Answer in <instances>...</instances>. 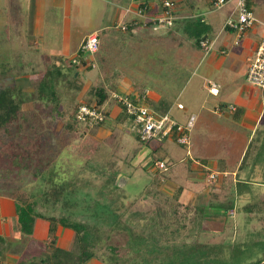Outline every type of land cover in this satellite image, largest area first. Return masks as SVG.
Masks as SVG:
<instances>
[{"label":"rangeland","instance_id":"obj_1","mask_svg":"<svg viewBox=\"0 0 264 264\" xmlns=\"http://www.w3.org/2000/svg\"><path fill=\"white\" fill-rule=\"evenodd\" d=\"M66 1L71 2L68 16L67 8L60 6L64 0H6L7 6L0 7V88L17 86L27 94H35L38 91L37 83L40 80V74L47 69L48 64L52 63V59L55 57V55H51L53 50L58 47L65 50L68 35L65 33L68 31L70 23L73 25L75 17L82 24L90 27L91 20L85 21L90 13V16L96 17L94 20L96 24L98 22L102 26L108 24V12L112 6L107 8V12L101 19L98 17V12H94V10L89 12L91 7H88L87 11L77 8V17L75 4L77 3L82 8L78 0ZM175 1L178 3V0ZM235 5V1H230L221 8L213 6L206 11L196 8L195 12H192L188 5L182 6L180 10L177 4L175 10L179 11L181 18L186 20L180 19L173 27L158 30L155 37H152L153 41H160L158 45L155 44L157 42L154 44L145 42L143 38L145 35L132 39L122 38L121 36L124 35L121 33L128 34V31H120L114 45L112 65L114 73L117 74V78L114 79L117 90L128 91L132 87H129L132 85L131 82L136 83V80L143 82L146 81L145 79L148 80L149 76L151 78L163 76L164 79L167 74L165 69L176 65L173 58L174 60L181 59L184 62L186 60L184 52L187 51L186 56L188 51L191 53V49L195 45L194 41L199 36L198 32H201L200 29L205 27L203 23L200 24V21L213 16L220 20V25H222L224 17L229 18L233 15L231 13H233ZM253 7L255 14L262 9L264 15V0H255ZM188 14H191L190 17L188 16L189 19H187ZM9 17H14L13 19L17 23L11 25ZM217 24L219 23L217 22ZM258 27L259 24H256L250 32L256 29L263 35L264 26L260 25V29ZM218 32L214 33L217 35ZM159 37L161 38L159 39ZM19 38H22L20 44ZM85 40L86 38L83 39V42ZM80 51L77 55L69 52L58 58L62 59V64L66 66L65 71L80 73V82L76 78L73 80L78 82L82 87L81 90L74 91L64 86L59 87L61 105L57 109H54L53 105L44 104L43 101L30 102L25 105L18 121L9 127L8 131H0V194L9 196L19 190H25L29 194L32 193L40 204L37 206L40 213L47 216H61L62 214L67 215L68 210H71L77 213L73 218L74 221L85 222L88 219L91 226L107 228L105 239L98 243L95 250L98 258L105 260H108L109 255L107 244L113 240L121 242V239L129 237H125L124 234L118 235L115 227H120L121 224L117 221L114 222L116 214L127 212L129 209V212L134 211V208L138 209L148 219L154 215H160V220L163 218L169 223L171 221H192L191 235H193L195 230L193 221L197 219L198 213H195L192 206L190 207L186 202L180 203L176 208V213L172 208L165 206L169 204L164 203V198L157 199V197L148 196V191L152 189L157 173L165 176L163 182L171 179V182L186 184V180L181 181L176 177L178 174L186 173L184 178L189 175L185 167L186 161L191 159V153H193L192 157L196 156L194 151L191 152V146L190 148L181 147L168 140L164 146L155 149L154 143L156 142L140 141L133 121L126 116L118 117L117 114L122 110L113 103H108L105 106V110L111 114V117L106 119L103 124L89 127L77 121L75 130L68 129L69 115L78 106L96 104L95 99L90 97L88 92L96 81L99 69L97 66L88 71L86 66L80 62V55H78L81 53ZM155 51L163 55L165 62L161 69L157 58H155L157 55ZM181 52H183L182 57L180 56ZM145 55H150L153 68H158L157 74H154V71L149 74V64L143 59ZM83 56L88 58L90 54ZM73 59H78L79 63L77 67L74 65L73 68H70V62ZM192 72L191 68L185 71L184 89L178 95L172 113L181 122H185L188 117H185L186 112L179 111L178 104H183L191 114V102L195 95L199 96L200 90L201 93L207 95V92L202 88L203 79L198 72L195 74ZM150 77L149 81L152 82ZM246 84L248 83L246 82ZM73 87L77 88V84H74ZM126 125L129 130L124 128ZM261 132L257 135L258 139H264V127ZM195 133L192 136V142L195 141ZM93 142L95 143L94 150L97 151L94 155L93 150L89 153L85 151V147L91 146ZM86 153L93 156L89 159L85 155ZM249 153H252V148H249ZM181 158L186 161L180 163ZM250 158L251 156L248 157L244 170L253 168V166L247 165L251 161ZM261 158V161H264V155H261ZM158 161H165L169 166L171 165V168L168 167V170H172L171 173L167 174L158 170L155 166ZM229 169L232 170L233 167ZM229 178L230 184L234 187L228 188L223 200L232 202L235 206L239 204V207H236L239 215H230L227 213V208L223 209L224 213H221V217L226 219L230 226H234V230L229 226V230L227 229L224 235L220 231L215 233V236L220 239H217L219 240L217 243L222 241L220 245H212L215 250L214 255L219 256L217 258L219 262H215L217 264H251L261 261L264 259V182H245L240 178L236 183L233 182L232 173ZM65 183L72 186V189L52 192L53 187H62ZM210 184L208 180V185ZM56 194L57 196H55ZM58 196L60 201H58ZM70 202L74 204L73 210L67 208ZM95 214L97 215L95 216ZM96 219L98 221L106 219L107 224H98ZM148 224L150 226L147 225V229H153L149 231L154 234L151 238L146 235V239L161 240L159 233L167 223L163 221L161 224L158 220V222H149ZM127 225L130 226L129 223ZM171 227L172 225H170ZM179 231L182 232L181 227ZM113 233L118 237H114ZM16 235L18 239L19 231ZM60 240L59 247L61 248L67 249L75 246L73 231L68 239ZM22 241L24 242L21 240L19 247L14 244L15 241L13 243L20 258L29 259L30 255H35L37 258L45 256L47 250L42 241L37 242L29 239L26 245H22ZM26 251L28 252L26 253Z\"/></svg>","mask_w":264,"mask_h":264},{"label":"crops","instance_id":"obj_2","mask_svg":"<svg viewBox=\"0 0 264 264\" xmlns=\"http://www.w3.org/2000/svg\"><path fill=\"white\" fill-rule=\"evenodd\" d=\"M213 2L214 0H191V9L195 6V9L202 8L206 11L208 8L213 7ZM6 3V0H0V7L5 8L7 6ZM70 3V1L66 0H64L63 4L60 3V6L62 5L67 8V16L70 13ZM78 3L82 8L79 7L77 3L75 4V14L77 17V8L87 11V8L91 7L89 12L90 10L98 12V17L101 19V17L104 16V13L107 12V8L112 6L108 12L109 22L107 25L103 26L100 22L96 24L94 21L96 20V17L93 15L90 16L89 13V16L85 19L87 22L91 20L89 22L91 23V26L89 27L84 23L83 25L81 21L75 17L73 25L70 23V27L67 33H65L66 35L68 34L65 50L60 47L53 50L51 55H55V57L62 56L69 52L77 55L81 50L83 39L87 38L90 34L99 33L110 28L120 29L122 25L127 24V22H129L134 16L137 17L135 15L137 12V4L135 3V0H78ZM155 3L156 0H151L149 3L150 7H154ZM254 3L255 0H250V7L255 13L253 7ZM193 11L195 12V10ZM255 15H257L256 17L259 21L258 29H260V25L264 26L263 10L260 9ZM13 18L14 17L8 18L11 25L17 23ZM143 18H141V21ZM227 19L228 17H224L222 25H220V20L213 16L207 19H202V22L207 28L205 33H207V37L212 43V48L209 51L203 50L201 47L194 45L191 49V53L188 51L187 56V51L184 52V57L186 58L184 62H182L181 59L174 60L173 58V62L174 64L176 63V65L165 69L167 74L164 76V79L163 76L159 78L153 76L151 78L148 75L152 82L149 81V77L148 80L145 79L146 81H138L140 84H145V89L143 88V91H141L142 87L137 88L139 84L137 80L136 83L131 82L132 85H129V87H132L131 89H128V91L121 89V92L128 94L129 96L132 95L137 100L139 99L140 102L144 103L152 110H155L157 106L162 107L163 110L168 108L167 113L172 118L181 122V120L172 114L176 99L181 93H178L174 87L180 82L186 81L185 71L189 68H191L193 74L198 72L203 79L202 88L207 92V95L201 93V90L199 96L195 95L191 102V114L183 104V110L178 108L179 111L187 113L185 117L191 115L196 116L195 128L191 134L192 140V136L196 132L195 141L191 142V152L194 151L196 156L192 157L193 153H191V159L188 158L189 160L187 161L186 159L184 160V158H181L180 163L186 161L185 167L187 168L189 175L184 178L186 173H177L178 176L176 177V179L181 181L183 179L186 180V184H177L171 182V179L165 181L161 190L162 193H157L156 197L157 199H159V197L164 198V203L169 204L165 206L172 208L175 211L180 203L185 202L190 207L192 206L191 208L194 209L195 213L197 212L198 215L201 209H203L204 212L208 214L209 219L202 222L201 224H203V226L201 227L198 226V220H194V227L195 230H210L213 238L206 236L200 240L209 241L211 242V245H220L222 241L217 243L220 239L215 236V233H219L220 231V233H223L222 235H224L230 226V223L221 217V213H224L223 209L227 208V213L230 215H239L238 211H236V207H239V204L235 206L234 203L223 200L228 188L234 187L230 184L231 181L229 177L231 176V173L234 179L233 182L236 183L239 182L240 178L245 182H264V161H261V155H264V139L257 138V135L262 133L261 129L264 127V92L257 87L246 84L249 61L255 57L256 50L261 44L264 34L261 35L256 29L250 32V29L239 39L236 32L225 28ZM216 21L219 24H217ZM137 24L135 26L136 28H134L135 30L131 33H123L125 39H132L145 35V37L143 36L145 42H152L153 44L157 42L155 43L157 45L160 43L158 40H152V37H155V34H157L158 31L155 32L149 28H143L144 26L139 23ZM206 28L203 29L205 30ZM215 31H219L217 35L214 33ZM212 35L215 37L213 38ZM160 38L161 37H159V39ZM21 40L22 38H19V44L21 43ZM36 44L38 46V43ZM155 53L157 54L155 58H157V62L160 65L159 68L161 69L165 62L163 55L156 51ZM182 53L183 52H181L180 55L181 57ZM143 59L149 64V74L151 71H154L153 73L157 74L156 71L158 68H153V62L150 59V55L143 56ZM167 61L168 59L166 62ZM211 83L218 86V94L210 93L209 90ZM183 89L184 87L181 91ZM146 93V100H142V98L140 99V96ZM166 103H168L169 107L166 106ZM232 107L235 108V110H232ZM121 112L122 111L117 114L118 117H120ZM124 128L128 129L127 125ZM168 140L175 142L173 138L166 139L163 142L154 141L156 142L154 143V145H156L155 149L164 146ZM249 148H252L251 154L249 153ZM249 156H251V161L247 163V165L253 166V168L250 170H244ZM215 158L218 159L216 160ZM230 167H233V169L230 170ZM171 171L172 170L170 169V173ZM210 172H216L220 175L219 183L214 186H211V184L208 185V174ZM224 174H227V176L225 177ZM179 186L184 188L177 202L174 201L175 204H173V201H171L170 198H173L174 195H176ZM15 221L16 209L14 198L5 194H0V236L6 238L10 243H14L15 241L14 244L18 247L20 241L24 239V242L22 241L21 243L22 245H26L25 240H27V237L24 236L23 239H21V236H19V240L17 239L18 236L16 234L18 226L17 221L16 223ZM191 223L192 221H171V223H169V225H172L171 228L178 229L179 227L180 229L181 227L182 230V232H179V234L176 235L175 239L171 238L172 243L174 242L177 245H181L182 243L192 245L196 242L197 237L191 235ZM164 226H166V224ZM35 228V232L28 239L37 242L42 241L43 245L48 244V223L37 220ZM233 228L234 226L232 227L231 225L230 229ZM71 233L72 231L70 229L60 226L57 231L59 238L58 245H61L60 239H68ZM166 240L167 239L164 241ZM16 250L14 248V250L7 253L6 259L0 261V264H18L22 258H20L18 251L16 252ZM107 262L105 259L94 258L87 264H111L109 261V255Z\"/></svg>","mask_w":264,"mask_h":264},{"label":"trees","instance_id":"obj_3","mask_svg":"<svg viewBox=\"0 0 264 264\" xmlns=\"http://www.w3.org/2000/svg\"><path fill=\"white\" fill-rule=\"evenodd\" d=\"M151 0H135L137 4V10H142L144 16H151V15H161L164 12V3L163 1L156 0L155 6L150 7L149 3ZM173 2V14L178 18L177 22L184 18H181V13L176 11L175 8L177 4L178 7L188 5L191 7V1L186 0H178V3L175 0H171ZM214 3V2H213ZM250 6V1H249ZM193 7V6H192ZM195 10V6L191 9L193 12ZM186 15V14H185ZM191 14L187 15V19H189ZM189 16V17H188ZM139 23L144 26L143 20L139 17H133L127 24V30L129 33L134 31L136 28V24ZM203 22L200 21V24ZM204 24V23H203ZM138 25V24H137ZM205 25V24H204ZM149 26V25H147ZM151 26V25H150ZM141 27V26H140ZM148 28V27H147ZM191 27H189L190 29ZM206 28V27H204ZM121 29V28H120ZM115 28L105 29L98 33L100 39V46L99 51L88 57L85 58L83 56L85 53L82 50L78 55H80V62L86 66V69L93 70L98 66L99 74L96 77V81L94 85L90 88L88 94L90 97L94 98L96 101L95 106L98 108H103L105 114V121L110 117V114L105 110V106L108 103H113L118 105L122 112L121 117L123 116L126 118H130L133 121L134 119L126 114L125 110L122 108L120 104L117 103L115 99L112 98L113 93H118L123 96H128L134 103H141L140 100L135 99L132 95L125 94L121 92V90H117V86L114 83V79L117 78V74L114 73L113 70V58H114V45L116 44L117 35L121 33L122 29L120 30ZM150 30H152L149 27ZM203 29V28H202ZM198 32L199 36L194 41V44L198 47H201V42L203 40H209L207 37V33L204 30ZM191 30V29H190ZM197 30V29H196ZM230 30V29H228ZM123 31V32H126ZM153 31V30H152ZM127 32V33H128ZM188 32V31H187ZM195 32V31H194ZM123 34V33H122ZM121 34V35H122ZM189 37L191 35V31ZM125 38L124 36H121ZM210 41V40H209ZM62 59L58 57H54L52 59V63L48 64L47 69L40 74V80L38 81V91L35 94H27L21 88L17 86H9V87H1L0 88V131L2 130H9L15 122L18 121L20 114L23 112L24 107L28 103H33L35 101L44 102V104L53 105L54 109H57L61 105V96L59 95V87L64 86L67 89H72L74 91H80L82 87L75 82L73 78L79 81L80 73L76 71H65V65L62 64ZM79 63L77 59V64ZM77 64L74 63V59L70 62V68L77 67ZM95 64V67L93 66ZM72 65V66H71ZM74 74L75 77H74ZM80 82V81H79ZM185 81L180 82L174 88L179 92L184 87ZM74 84H77V88L73 87ZM145 84H138L137 88H141V91L145 89ZM136 86V85H135ZM144 88V89H143ZM63 95V94H62ZM143 96V95H142ZM140 96V99L142 98ZM54 102V103H51ZM165 104V103H164ZM81 106V105H80ZM78 106L70 115V121L67 123L68 129H76L77 126V111L79 109ZM166 106L169 107L168 103ZM168 108L163 110L162 107L157 106L154 110L155 112L159 113L160 115L167 114ZM124 118V119H126ZM103 124V123H102ZM75 127V128H74ZM138 139H140L139 135L137 134ZM170 139V138H166ZM163 139L161 142H163ZM141 141V140H140ZM154 142L150 141L149 143ZM94 142L91 146H86L85 151L91 152L93 150V155L97 152L94 150ZM90 157L93 155H87ZM159 162V161H158ZM157 163V162H156ZM171 167V165L169 166ZM170 172V170L165 171L163 173ZM165 176H161L160 174H156L154 178L153 187L151 190L148 191V196L155 198L157 193H162L163 187V179ZM167 180V179H166ZM219 183V179L216 183L211 185H216ZM53 187V186H52ZM53 191H64L65 189H72V186L68 184H63L62 187H53ZM182 186L177 188V193L174 195L173 198H170L172 201L177 202L179 196L183 191ZM58 189V190H57ZM74 189V188H73ZM48 192L49 191H44ZM10 197L14 198L15 200V209H16V221L18 226V231L20 233L21 238L27 237L25 242H28V238L33 235L35 230V223L37 220L44 221L48 223V244L46 246V254L45 256H41L42 258H37L35 255H30L29 259H21L18 264H87L92 259L97 258L96 248L98 243L105 239L107 235V228H103L102 226L99 228L97 226H91L87 221H74L73 219L77 213H74L71 210H68V216L62 214L61 216L50 215L47 216L43 213H40L37 210V206L40 204L35 200L33 194H29L25 190H19L16 193L9 195ZM57 196V194L55 195ZM60 196V195H59ZM58 196V201H60V197ZM47 200V199H46ZM51 201V200H50ZM52 202V201H51ZM42 204V203H41ZM175 204V203H174ZM73 202H70L67 206L68 209L73 210ZM133 207V206H131ZM231 207V206H230ZM226 209V208H224ZM134 211L129 212H122L120 214H116V219L114 222H120V227H115L117 230L118 235L124 234L125 237L129 236L128 238H123L119 240H113L111 243L107 244L106 248L109 252V261L111 264H217L215 261H218V257L214 255V248L210 244L211 242L200 240L203 237H210L213 236L210 233V230H194L193 235L197 237L196 242L192 245H187L182 243L181 245H177L174 242L172 243L171 238H176V235L179 234V229L177 228H170V225L167 220H160L158 215L152 216L149 221L148 217L145 218L140 211L133 209ZM228 210V209H226ZM157 214V213H156ZM97 214H95L96 216ZM70 216H73L72 218ZM209 219L208 214L204 212L203 209L199 212V215L196 220H198V226H203L202 222H205ZM159 222L163 223L165 221L166 227L161 229L162 231L159 233L161 240H147L146 235L150 238L154 234L147 229V225L149 222ZM98 224L106 225L107 220H100L96 219ZM126 222V224H125ZM130 224L127 225V224ZM60 226L68 228L74 232L75 235V246L73 248H61L58 245V235L57 231ZM112 228V227H110ZM114 229V228H113ZM201 229V228H200ZM167 231V232H166ZM207 234V235H206ZM118 235L113 233V236L118 237ZM135 236L133 239L131 237ZM131 236V237H130ZM207 237V238H208ZM142 238V239H141ZM167 239L166 241H163ZM24 240V239H23ZM205 245H204V244ZM13 243H10L6 238L0 236V261L6 259L7 253L14 250ZM166 245V246H165ZM165 246L164 248H162ZM205 247V249H204ZM27 248V247H26ZM167 248V249H166ZM165 251V252H164ZM17 252V251H16ZM164 252L163 256L161 254ZM27 253V252H26ZM27 255V254H24ZM29 256V255H27ZM100 256V255H99ZM102 259V258H100ZM107 262V260H106ZM251 264H264V259L261 261L253 262Z\"/></svg>","mask_w":264,"mask_h":264},{"label":"built area","instance_id":"obj_4","mask_svg":"<svg viewBox=\"0 0 264 264\" xmlns=\"http://www.w3.org/2000/svg\"><path fill=\"white\" fill-rule=\"evenodd\" d=\"M235 1V9L226 23L225 28L237 33L238 38L242 37L248 30L252 29L259 23L254 11L249 6L250 0H214L213 6L221 8L228 2ZM164 12L161 15L144 16L142 10H137L135 15L143 18L144 27H150L153 31H158L162 28H171L177 22L178 18L173 14V2L171 0H163ZM149 25V26H147ZM151 25V26H150ZM123 31L127 30L126 25L120 27ZM100 39L98 33L90 34L83 42L81 50L91 55L99 51ZM201 48L209 51L212 48V43L209 40L201 42ZM77 64V60L74 59ZM95 67V64H93ZM247 83L259 88L264 92V36L261 44L256 50L255 57L249 61L247 71ZM210 93L218 94V86L214 83L210 84ZM112 98L122 106L126 114L134 119V125L137 128V133L142 142L162 141L166 138L173 140L181 147L191 146V134L195 128L196 116L191 115L185 122H179L172 118L168 113L160 115L144 103H134L128 96H123L118 93H113ZM147 93L143 95L142 100H146ZM180 110L184 109L182 104L178 105ZM235 110V108H231ZM78 123H83L85 126L93 127L105 122V114L103 108L95 106L81 105L76 114ZM160 171H168L169 164L165 161H159L155 164ZM219 174L210 172L208 180L214 184L219 179ZM226 177L227 174H224Z\"/></svg>","mask_w":264,"mask_h":264}]
</instances>
